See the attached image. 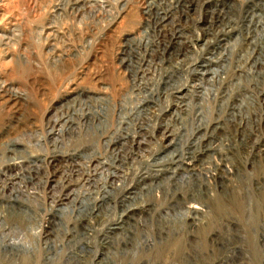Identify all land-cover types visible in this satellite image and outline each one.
Here are the masks:
<instances>
[{"label":"rangeland","instance_id":"obj_1","mask_svg":"<svg viewBox=\"0 0 264 264\" xmlns=\"http://www.w3.org/2000/svg\"><path fill=\"white\" fill-rule=\"evenodd\" d=\"M0 201V264H264V0H0Z\"/></svg>","mask_w":264,"mask_h":264},{"label":"bare ground","instance_id":"obj_2","mask_svg":"<svg viewBox=\"0 0 264 264\" xmlns=\"http://www.w3.org/2000/svg\"><path fill=\"white\" fill-rule=\"evenodd\" d=\"M213 61L214 60L208 61L207 63H209V65L207 66V64H205L206 67L203 66L204 68L202 67L201 70L202 69H204V70L200 72L202 74V76L208 75L209 76L208 77V81H210V82L212 81V78H214V76H217V78H219L220 72L222 71V67H224L223 64L219 60H217L219 62L218 65L214 64V63L213 64L216 65V66H219V68H210L211 67L210 65H212L211 63ZM212 83L213 82H211V84ZM199 92H202V93L206 92L205 89H204V86L202 84L199 85V86L194 84V87H192V90H190V93H191L190 96L193 97L194 95H197ZM185 98L187 99V97H185ZM185 98H184V100H185ZM180 99H182V98H180ZM184 100H182V101H184ZM180 101L181 100H179V102ZM185 105L177 106L176 109L172 113L176 114L178 112L179 108H181L182 106H185ZM123 138H124L123 140L121 139V141H118L116 143V144H119L117 146H118V149L120 151H125V149L127 148L126 147V144H127L126 140H128V142L131 143L132 146H135L137 144L136 146L138 147L139 146L138 144H140L138 142L136 143L135 140L131 139V137L128 134H126ZM128 156L129 155H127L125 153L122 154V157L128 158ZM73 173H74V171H73ZM172 174L175 175V173H173V172H172ZM170 177H171V175H170ZM160 183H158L156 185V187H159ZM142 190L143 189L138 191V193H136V191L131 192V194H129L128 196H126L123 199V201L121 202L122 207H123L122 216L120 217V219H119L118 223L116 224V226L112 229L113 233L120 232L121 233L120 235H122L121 236L122 238H121L120 250L123 251V253H128L127 251L132 250V249H133L132 253H134V251H137L138 248L144 249V246H152L153 245L152 239H151V241H152L151 242L150 241V237L148 236V234L145 233V231L140 233L141 235H143L144 239L139 240V238H138L139 236H137V234H138V231H140V230L137 229V226H136L137 224L134 226L136 234L135 235L132 234L133 230H134L133 225L136 222L134 218L137 215V213L138 212H143V211L144 212H146V211L151 212L152 209H153L152 206L148 207V205H146L145 202H143V201L141 202L138 199L137 195L138 194L141 195ZM107 192L108 191L106 190L105 193H107ZM106 195H103L101 200H100V202L97 203V204H94L92 201L89 203V202H87L86 199H83L79 203L80 210L83 209L86 212L87 208L89 209V214H88V212H86L85 215H82L80 217V223L83 222V224H81V225H83L82 228H81V234L83 236H87L89 234V231H91V227L92 226H91V224H89L90 223V219L89 218L91 216H99L102 212H105V211H108V209L109 210L111 209V204H110V201H109V199L111 198L109 196L110 193H109L108 196H106ZM17 196H16L15 199H12V200L8 201V206L9 207H11L13 205H17L16 204L18 202V197ZM141 197H142V195H141ZM183 198H178L177 201L183 200ZM0 203H1V201H0ZM19 203H21V202H19ZM21 204H22V207H23L24 203H21ZM186 205L187 204H184L183 206H180V207L166 206L164 209L160 210V215L159 216L161 218V221L164 224H168V223L172 222V220H173L172 215H176L177 216V215H179L181 213H185V212L190 210V208L188 206H186ZM153 207H154V205H153ZM148 214H150V213H148ZM84 222H86V223H84ZM76 231L77 230L75 229L74 233H72V235H76V233H75ZM103 244L106 247H108V248L112 246V245L109 244L107 239H105ZM0 245L6 246L7 249L9 248V253H10L9 256H11V257H13V256L15 257V255H19L20 252L23 253V252L27 251L30 248V246H29L30 244L28 242L22 240L21 237H17V235L10 237L9 231H8V233L5 232V231H1L0 232ZM177 245H174L175 246L174 248H176V250L179 248L178 247L179 245L178 246ZM6 247H5V249H6ZM35 248H36V246H35ZM18 257H20V256H18Z\"/></svg>","mask_w":264,"mask_h":264}]
</instances>
